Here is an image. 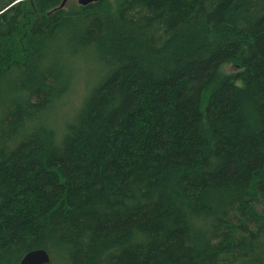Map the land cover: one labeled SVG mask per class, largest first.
Instances as JSON below:
<instances>
[{"label": "trees", "instance_id": "1", "mask_svg": "<svg viewBox=\"0 0 264 264\" xmlns=\"http://www.w3.org/2000/svg\"><path fill=\"white\" fill-rule=\"evenodd\" d=\"M60 1L0 0V264H264V0Z\"/></svg>", "mask_w": 264, "mask_h": 264}, {"label": "rangeland", "instance_id": "2", "mask_svg": "<svg viewBox=\"0 0 264 264\" xmlns=\"http://www.w3.org/2000/svg\"><path fill=\"white\" fill-rule=\"evenodd\" d=\"M71 70L73 71V80L69 91L56 101L53 110L49 112L50 121L60 129L63 123L72 117L82 102L83 97L89 88L98 80L103 73V66L98 63L97 58L91 51L77 53L72 58ZM232 63H224L221 69L225 72L236 70ZM241 83V80H237Z\"/></svg>", "mask_w": 264, "mask_h": 264}, {"label": "water", "instance_id": "3", "mask_svg": "<svg viewBox=\"0 0 264 264\" xmlns=\"http://www.w3.org/2000/svg\"><path fill=\"white\" fill-rule=\"evenodd\" d=\"M67 0H61L60 3L55 7H63ZM96 0H77L81 5H85L89 2ZM50 261L48 252L43 248H37L26 252L20 259L19 264H46Z\"/></svg>", "mask_w": 264, "mask_h": 264}]
</instances>
